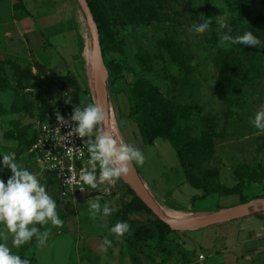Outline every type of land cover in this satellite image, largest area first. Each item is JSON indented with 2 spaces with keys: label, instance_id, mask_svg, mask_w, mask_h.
<instances>
[{
  "label": "rangeland",
  "instance_id": "rangeland-1",
  "mask_svg": "<svg viewBox=\"0 0 264 264\" xmlns=\"http://www.w3.org/2000/svg\"><path fill=\"white\" fill-rule=\"evenodd\" d=\"M9 1L0 0V49H9L7 54L0 52V59L10 56L23 67L33 69L35 61L50 65L52 59L61 62L55 67L49 65L50 71L38 76L30 88H26L29 83L16 77L10 66L6 67L3 77L7 87L0 91V104L3 106L0 108V152L15 153L18 164L37 174L34 160L29 150L25 149L26 135L21 132L30 124L36 126V116L43 104H67L64 100L69 86L64 77L71 65L65 64L64 58L48 44L38 48L39 43H47L48 37L44 33L31 40L21 35L16 20L28 11L23 4L12 11ZM75 2L79 5L77 0ZM118 5L121 10L117 16L106 7L116 45L106 49L105 64L109 75V68L114 66L121 76L119 84L109 87L111 130L118 140L132 144L143 152L145 162L136 166L156 200L168 214L171 209L186 211L182 215L169 214L178 220L182 216L196 219L211 213L239 209L263 200L264 132L253 127L250 121L264 106V52L260 53L259 63H253L235 45L221 43L224 28L217 21L223 20L226 24L231 21L229 0H118ZM148 12L153 13L152 20L148 18ZM205 18L213 21L209 30L194 32L193 25ZM84 20L85 50L83 56L76 57V73L72 71L84 89L79 100L82 107L92 102L98 105L95 80L90 69L95 50L86 18ZM214 26L216 29L213 31ZM6 30L12 32V37L5 35ZM164 38H170L175 44L177 60L162 45ZM223 50H231L238 58L233 73L237 93L232 100L230 115H227V106L218 92L219 61ZM140 75L157 85L178 108L188 114V120L179 122L176 134L180 135L182 129L188 126V134L192 138L203 140V117L207 113L219 115L223 121L215 130L212 145L183 143L179 163L176 150L168 140L159 138L155 144H145L137 124L130 121L125 113L127 101L120 92L126 82ZM17 90L32 107L15 114L9 111V107ZM88 166L89 170L90 163ZM95 170L98 175V166ZM186 173L204 182H212L218 190L241 183L246 201H241L239 194L221 196L214 192L193 203L192 197L200 196L203 192L188 184ZM11 175L10 169L0 170V177L5 182ZM37 175L57 202L63 225H46L49 236L42 247L38 243L31 246L33 239L17 249L9 235L8 246L21 255V259H28L30 264H191L195 260V253H186L185 245L206 251L208 258L216 255L195 241L193 234L196 231L164 229V240L153 238L130 247L138 229L148 228L157 233L159 218L148 209L127 211L128 205L138 195L123 176L114 183L105 182L99 189L88 188L85 195L70 202L60 196L52 174ZM94 201L102 205L107 202L115 211L107 218H91L88 206ZM117 222H127L130 226L121 237L110 232ZM58 228H62L63 232L58 234ZM104 230L102 239H111V247L107 253L96 248V253H92L90 247L93 244L81 238L80 232L87 235V232L97 234ZM95 243L99 245L98 238ZM100 243L103 244V241ZM133 248L134 253H131Z\"/></svg>",
  "mask_w": 264,
  "mask_h": 264
},
{
  "label": "trees",
  "instance_id": "trees-1",
  "mask_svg": "<svg viewBox=\"0 0 264 264\" xmlns=\"http://www.w3.org/2000/svg\"><path fill=\"white\" fill-rule=\"evenodd\" d=\"M88 0L90 7L93 11L95 20L98 24L101 36V44L103 54L105 55L106 49H109L116 45V40L113 31L110 27L109 21L106 15V7L109 8L114 16L119 14L121 7L118 5V0ZM229 6L232 12V19L226 24L223 29L224 34H230L235 37L242 35L245 32L252 31L254 35L258 36L259 39L264 41V0H229ZM150 20L153 19V13H147ZM216 26L213 27V31ZM163 46H165L173 55L174 59H178V51L175 44L170 38H164L161 40ZM234 45V44H233ZM245 56L249 57L253 63H259L260 53L264 52V48L259 46H242L235 45ZM238 58L233 55L231 50H223L221 53V60L219 61V78H218V92L220 93L224 103L227 106V115L231 114V105L234 95L237 93L236 85L233 78ZM10 66L16 77L21 80L28 82L26 88L32 86L34 80L38 76L47 73L50 69L43 63L35 61L34 68L23 67L15 58L7 56L6 59H0V91L7 87V81L3 79L4 73L7 70L6 67ZM110 76L108 79V86L111 87L114 84H119L121 76L119 71L111 66ZM66 83L69 85V89L66 91V97L61 106L43 104L41 110L38 112L36 119L44 120L48 111L59 109L65 105L67 106H78L80 96L84 92L81 83L78 81L76 75L71 71H67L64 77ZM126 96L128 102V117L133 119L142 135L145 144H154V142L163 138L171 142L174 146L178 157L179 163L182 159L183 149L182 144L185 142L195 143L197 145H212V137L215 135V130L221 125L223 119L213 113H207L203 117L205 126L204 139L199 140L192 138L188 134L189 127L182 129L180 135L176 134L178 124L181 120H188L189 116L185 110L180 109L176 104L168 98L157 85L150 82L145 76H137L133 81L126 82V86L120 90ZM19 90L15 92V98L9 107V111L18 114L30 110L32 105L20 96ZM66 98H71V103L66 102ZM0 108H3L0 104ZM226 117L228 118V116ZM30 127V128H28ZM25 127L21 134L26 135L25 138V149L28 151L36 140V128L35 124ZM28 129V130H27ZM27 130V131H26ZM19 135V134H18ZM29 155L33 158L32 154ZM186 181L189 182L193 187L201 189L202 195L192 197L194 203L197 199H203L207 195L214 192H218L221 196L224 195H241V201L245 202L246 197L243 196V185L241 183L233 187H223L217 189L216 185L212 182H204L199 180L197 177L190 173H186ZM143 209L150 210L145 203L136 197L132 204H129L127 211H139ZM152 211V210H151ZM183 214V213H179ZM187 215V214H184ZM158 232L148 229L140 228L134 234L133 243L130 247H136L137 244L145 242L149 239L158 238L164 240V229L173 231L165 222L158 219ZM40 227V226H38ZM176 232V231H175ZM34 239V238H33ZM131 253H134L135 248L132 249ZM186 253L192 254L193 251L184 248Z\"/></svg>",
  "mask_w": 264,
  "mask_h": 264
},
{
  "label": "clouds",
  "instance_id": "clouds-1",
  "mask_svg": "<svg viewBox=\"0 0 264 264\" xmlns=\"http://www.w3.org/2000/svg\"><path fill=\"white\" fill-rule=\"evenodd\" d=\"M212 23L211 19L205 18L193 25V31H207ZM217 23L221 28L226 27L223 20ZM221 43L264 48V41L252 31L235 37L224 34ZM66 102L71 103V98H66ZM56 118L61 125H70L68 137H87L83 141V146L87 147L91 167L88 171H81L79 182H82V185L92 190L99 189L105 182L114 183L122 176H127L133 164H144L143 152L132 144L121 142L113 135L107 124V114L96 103H88L82 108L75 106L70 121L65 120L59 112L56 113ZM250 123L257 130L264 132V106L255 113ZM63 138L65 141V136ZM71 149V147L66 149L70 159L73 157ZM82 155L83 153L78 152V157ZM0 157H2L0 170L7 168L12 173L6 182L0 177V264H30L28 259H21V255L8 246L9 235L17 249L32 242L33 238L39 246H44L49 233L42 232L41 227L49 224L61 227L63 220L57 211V202L41 183L39 176L18 164L15 153L0 152ZM97 166L98 175L95 170ZM68 171L71 172L72 169L69 168ZM74 179V176H70L66 180L71 183ZM80 189L84 190L83 187ZM88 209L90 217L94 219L107 218L115 211L109 203L105 202L102 205L99 201L91 202ZM129 227L127 222H117L111 227L110 232L121 237ZM111 245L112 240L105 237L101 248L107 251Z\"/></svg>",
  "mask_w": 264,
  "mask_h": 264
},
{
  "label": "crops",
  "instance_id": "crops-1",
  "mask_svg": "<svg viewBox=\"0 0 264 264\" xmlns=\"http://www.w3.org/2000/svg\"><path fill=\"white\" fill-rule=\"evenodd\" d=\"M22 4L28 13L16 20L21 35L31 40L37 35L41 36V33H44L48 37L47 43H39L38 48H43L48 44L49 48L56 50L58 54L64 58L65 64L71 65L69 69L76 73L75 63L78 60L76 57L83 56L85 50V18L80 6L77 5L75 0L9 1L12 11ZM5 33L7 37H12V32L10 30H6ZM1 51L7 54L9 49H0V52ZM52 60L53 62L51 65L44 62L41 63L45 64L48 68H50L49 65L55 67L61 64L59 60ZM90 63L91 62H88V64ZM92 66L93 61L90 65L91 70L93 68ZM34 71L36 72L35 69ZM128 107L129 105L127 102L125 112L127 116ZM130 121L135 122L133 119H130ZM176 155L179 161L177 152ZM141 177L145 185L149 188L145 177L142 175ZM188 184L191 185L189 182ZM159 204L163 207L160 202ZM171 210L169 214L175 213L176 215L186 212ZM203 229L194 230L196 231L195 234H193L195 235V241L201 244L202 247H206L209 251L216 253V255L211 258L207 256L206 264H262L264 261V211ZM41 231H46V226L41 227ZM56 232L58 234L60 232L62 233L63 229L58 228ZM104 232L105 230L97 234H88L87 232V235L80 232V237H84L88 244L90 242L94 245L90 247L92 253H96L95 248L98 249L97 251L105 252L102 250V244L100 243L101 240L104 241L102 239ZM97 238L99 239V245L96 246L95 240L97 241ZM36 244L37 241L35 239L34 242L31 243V246ZM185 247L195 253L193 247L186 245Z\"/></svg>",
  "mask_w": 264,
  "mask_h": 264
},
{
  "label": "built area",
  "instance_id": "built-area-1",
  "mask_svg": "<svg viewBox=\"0 0 264 264\" xmlns=\"http://www.w3.org/2000/svg\"><path fill=\"white\" fill-rule=\"evenodd\" d=\"M74 108L65 105L59 109L48 111L42 121L36 119V140L29 149L37 174H52L58 185L60 196L63 200L70 202L77 200L88 191V187L79 182V175L81 171H88L90 159L86 145L83 146V141L87 137H68L70 125H61L56 118V113L59 112L65 117V120L70 121ZM63 136H65V141ZM69 147L73 152L71 159L66 152ZM78 152L83 155L78 157ZM69 168L72 169L71 172L68 171ZM70 176H74L75 179L68 183L66 179ZM80 187H83L84 190H81ZM206 259L207 254L204 251L195 250V260L191 264H206Z\"/></svg>",
  "mask_w": 264,
  "mask_h": 264
},
{
  "label": "water",
  "instance_id": "water-1",
  "mask_svg": "<svg viewBox=\"0 0 264 264\" xmlns=\"http://www.w3.org/2000/svg\"><path fill=\"white\" fill-rule=\"evenodd\" d=\"M90 30L92 44L95 50L96 63L99 68V72L96 79V98L97 103L103 108L108 116L107 124L111 129V110H110V96L108 79L109 73L105 64L101 36L98 24L95 20L93 11L90 7L88 0H77ZM67 86H69L67 84ZM106 124V126H107ZM126 183L135 191L138 197L145 203V205L152 210V212L163 222H165L172 230L187 232L194 231L203 228H207L212 225H217L250 215H254L264 211V199L241 206L239 209H231L228 211H221L211 213L190 221H181L177 218L169 215L162 206L158 203L152 192L145 185L142 180L141 174L135 164L132 165L131 171L127 176H123ZM96 192H93L95 194ZM247 207V208H245Z\"/></svg>",
  "mask_w": 264,
  "mask_h": 264
},
{
  "label": "bare ground",
  "instance_id": "bare-ground-1",
  "mask_svg": "<svg viewBox=\"0 0 264 264\" xmlns=\"http://www.w3.org/2000/svg\"><path fill=\"white\" fill-rule=\"evenodd\" d=\"M92 75H93V80H95V85H96V79H97V75H98V72H99V68L97 66V63H96V56H95V52L93 54V66H92ZM112 131V130H111ZM159 203V202H158ZM247 208V207H245ZM183 217V218H182ZM181 218V221H190L192 219H188L189 216H182Z\"/></svg>",
  "mask_w": 264,
  "mask_h": 264
}]
</instances>
